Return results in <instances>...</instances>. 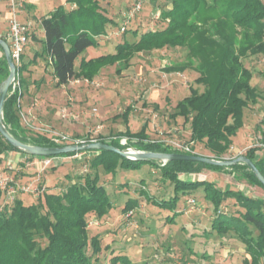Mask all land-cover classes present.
<instances>
[{
  "label": "trees",
  "instance_id": "1",
  "mask_svg": "<svg viewBox=\"0 0 264 264\" xmlns=\"http://www.w3.org/2000/svg\"><path fill=\"white\" fill-rule=\"evenodd\" d=\"M68 1L74 7L65 10L59 6L40 20L43 32L40 55L48 59L56 86L66 85L71 79L92 81L106 67L116 66V73H120L129 68L130 61L139 53L166 47L185 48L188 62H195L193 70L198 73L195 83L203 86V90L199 92L190 88L189 96L176 104L175 112L170 116L173 119L181 117L189 124L190 142L202 144L214 160H224L232 147V138L243 126L244 110L255 105L260 98L250 83L252 73L244 67L242 59L264 53V3L261 0H169L170 9L160 11L159 17L155 18H160L164 25L162 28L142 31L140 35H137L140 28H135L134 41L124 40L115 46L114 53L81 58L76 64L78 57L95 44L94 38L104 35L111 19L100 0ZM122 34L125 35V31ZM32 38L36 40L33 35ZM0 52L1 84L9 71L1 47ZM38 56L35 52L31 62ZM28 65L16 66L19 76ZM184 70L185 66L170 65L167 68L168 72ZM22 86L25 87V80L20 79V94L19 91L11 93L9 88L2 108L5 127L22 143L57 147L49 136L26 130L22 125L17 101L18 98L21 101ZM261 99L264 102V96ZM130 109L127 107L121 114L124 122H127ZM261 122L264 124V114ZM146 130L144 124L137 132L126 129L117 136L100 137L96 142L119 150L135 148L152 153H180L161 141L151 140ZM27 131L31 137L26 135ZM121 137L127 138L126 146L120 145ZM259 149L250 147L244 156L264 177V153L259 155ZM9 151L24 153L0 135V163ZM84 152L93 154L85 160L89 171L66 175L67 184L59 193L46 186L44 192L35 197L34 204L25 205L22 196H18L13 202L5 201L0 206V264H97L103 235L95 233L89 237L88 228L93 221H97L98 226L104 224L112 209L100 170L114 175L117 170L139 171L146 164L159 172L161 181L166 180L172 185L174 193L168 200L156 201L151 197V206L171 209L179 193L202 190V199L212 209L211 232L219 236L232 235L243 245L241 264H264V200L238 189L221 188L213 181L193 178L203 170H229L264 190L246 165L226 167L187 161L129 160L105 150L62 155ZM48 169L54 172L56 167H48L44 171ZM184 176H191V180H184ZM141 193L147 196V192ZM1 197L0 192V202ZM138 205L136 199L128 198L120 213L125 215ZM231 206L234 210L229 209ZM176 215L168 216L166 223ZM36 237L45 240V245L41 246ZM128 262L125 256L112 254L109 264Z\"/></svg>",
  "mask_w": 264,
  "mask_h": 264
},
{
  "label": "rangeland",
  "instance_id": "2",
  "mask_svg": "<svg viewBox=\"0 0 264 264\" xmlns=\"http://www.w3.org/2000/svg\"><path fill=\"white\" fill-rule=\"evenodd\" d=\"M135 1L142 2V10L126 26L125 35L119 33L121 12ZM261 1L264 3V0ZM21 3L22 7L16 11L19 20L20 12H24L23 15L30 13L27 9L30 1L23 0ZM33 5L36 9L30 18L32 24L26 23L29 26L28 40L20 59V64L29 65L22 76L18 75L19 81L25 80L18 115L26 130L28 128L46 136L57 133L70 141L86 143V140L117 136L126 129L137 132L145 124L151 140L170 145L172 142L190 144L189 124L181 117L173 119L170 116L175 112L176 104L189 96L190 88L199 92L203 90V86L195 83L198 73L193 70L195 62H188L187 49L166 47L157 50V53H139L132 58L129 68L120 73H116V66L106 67L94 78L93 83H73L74 79H71L66 85L56 86L48 59L40 55L43 41L40 20L59 6L65 10L71 9L72 3L68 0H36ZM100 5L111 21L104 35L94 38L95 44L78 57L76 64L81 58L112 54L115 46L124 40L134 41L135 28H140L137 35L142 31L162 28L164 25L160 23V18L155 20L156 15L164 9H170L169 0H100ZM0 38L5 41L4 35L0 34ZM165 50L167 52L161 53ZM35 52L39 56L32 63ZM242 63L251 71L250 83L260 98L255 105L244 110L243 126L237 130L232 138V147L224 156L228 160L244 155L250 147L260 148L259 155L264 153V124L261 122L264 114V102L261 99L264 96V53L244 58ZM170 65L185 66V70L168 72ZM127 107L131 111L127 122H124L121 114ZM63 110L76 118L63 117ZM26 135L31 137L28 131ZM192 150L200 156L210 155L202 144L192 143ZM12 152H6L8 160L0 163L1 173H11L19 185H23L20 179L25 183L38 179L40 185H45L44 180L48 177L50 187L47 188L56 193L67 184L64 179L66 175L89 171L85 160L93 156L92 153L84 152L79 160L63 163L54 172L48 169L38 174L33 161L40 156L32 157L21 152L9 154ZM14 156H21V162L14 163ZM9 158L12 160L9 161ZM6 161L9 163L6 164ZM10 164L13 170H8ZM100 175L112 209L104 224L98 226L99 223L93 221L88 228L89 237L95 233L103 235L100 261L97 264H109L112 254L125 256L129 260L128 264H241L244 258L243 245L232 235L219 236L211 232L212 209L202 199V190L179 193L174 208L161 209L156 205L151 206L150 200H168L174 193L172 185L166 180L161 181L159 172L150 165H143L135 172L117 170L114 175L100 170ZM194 178L213 181L221 188L238 189L264 200L261 187L250 184L229 170H203ZM184 180L190 181L191 176H184ZM71 181H75L74 177ZM141 191L147 192V196ZM23 194L18 191L15 198L22 196L25 205L36 203L34 196ZM128 198L136 199L139 205L126 217L120 213V209ZM191 198L194 204L188 201ZM5 201L2 195L0 206ZM231 207L229 209L234 210ZM174 214H177L176 217L166 223L167 217ZM36 239L41 246L45 245V240Z\"/></svg>",
  "mask_w": 264,
  "mask_h": 264
},
{
  "label": "built area",
  "instance_id": "3",
  "mask_svg": "<svg viewBox=\"0 0 264 264\" xmlns=\"http://www.w3.org/2000/svg\"><path fill=\"white\" fill-rule=\"evenodd\" d=\"M7 1H8L9 19H8V29L4 35V38L8 45L11 59L16 67L20 64L21 55L23 54L24 48L27 44L29 26L21 22L16 14V11L22 7L21 1L20 0H7ZM72 7H74V5H72ZM141 10H142V2L135 1L121 12L122 25L119 29V33H123L125 31L126 26L135 19L136 15L140 13ZM158 15L159 14L156 15V18H158ZM107 37L108 36H106L105 38ZM81 81H84L86 83H93V80L88 81L82 79H74L73 83H80ZM10 89H11V93H13L14 91H19L20 94V81L18 78L17 69H16L15 78L11 83ZM19 100L20 98H18L17 100L18 103L20 104ZM62 116L71 117L74 119L76 118V116H73L70 112H67L66 110L62 111ZM49 138L53 143L57 145V147L69 145L70 142L76 144L84 143L82 141H70L66 136L57 133L51 134ZM88 142H96V139L89 140ZM119 143L122 146H126L127 138L121 137ZM166 145H169L172 149L182 154H186V155L195 154L192 150V142H190V144H185L182 142H172L171 145L170 144H166ZM259 146H263V145H259ZM126 149L128 151H131L130 148H126ZM82 155H83L82 153H75L72 155H56L50 157H39L33 161V165L35 166L38 174H40L48 167H58L63 163L79 160L82 157ZM7 168L8 170H13L11 165L7 166ZM83 171H86V169H83ZM194 177L195 176H193V178ZM45 188H46L45 185L39 184L38 179H33L30 180L29 182L23 183V185H19V183L14 179L11 173L9 174L6 172V174H4L0 172V192L2 193V195L4 196L7 202H13L18 191L24 194H31L34 197H38L44 192ZM189 202L191 204L195 203V201L192 199H190ZM131 212L132 211L128 212L127 214H125V216L126 217L129 216ZM90 224H92V222Z\"/></svg>",
  "mask_w": 264,
  "mask_h": 264
},
{
  "label": "water",
  "instance_id": "4",
  "mask_svg": "<svg viewBox=\"0 0 264 264\" xmlns=\"http://www.w3.org/2000/svg\"><path fill=\"white\" fill-rule=\"evenodd\" d=\"M0 47L2 49L9 71L6 79L0 84V135L4 138L6 142L11 144L14 148L24 153L34 156H40V157H49V156L67 154L72 152H80L86 150H105V151L115 152L129 160H139V161L158 160L161 162L187 161V162H199V163H206V164L226 166V167L232 166L234 164H244L253 172V174L257 177L259 182L264 187V177L259 173V171L255 167V165L251 162V160L245 157L244 155H239L229 160L224 159L218 161V160H214L211 157L200 156V155H186L180 153L178 154L152 153V152L140 151L135 148H130L131 151H128L127 149L119 150L113 146L102 144L100 142L71 144V145L58 146V147H40V146H35L20 142L10 134V132L7 130V128L3 123L2 108L7 98L11 83L15 78L16 67L11 59V55L7 43L1 38H0Z\"/></svg>",
  "mask_w": 264,
  "mask_h": 264
},
{
  "label": "crops",
  "instance_id": "5",
  "mask_svg": "<svg viewBox=\"0 0 264 264\" xmlns=\"http://www.w3.org/2000/svg\"><path fill=\"white\" fill-rule=\"evenodd\" d=\"M21 1H23V0H21ZM30 1V4H27V9L30 11V13L29 14H22V13H24V12H20V20L23 22V23H27L28 25H31L32 24V21H31V17H32V14H33V12L35 11V6L33 5L34 4V2L36 1V0H29ZM22 17H24L23 19H22ZM7 18H9V11H8V1L7 0H0V34L1 35H5V31H6V20H7ZM107 28V27H106ZM41 31H42V29H41ZM43 33V32H42ZM106 37V36H105ZM156 51H153L152 53H155ZM164 52H167L166 50L165 51H162L161 53H164ZM157 53V52H156ZM2 54H1V52H0V56H1ZM169 67V66H168ZM104 69H101L100 70V72L99 73H101L102 71H103ZM181 74V73H180ZM94 80V79H93ZM13 153H15V152H12V153H9V154H13ZM7 154V153H6ZM22 157H23V154L21 155ZM21 156H19L18 158H16L17 156H14L15 158H14V160H12L14 163H16L17 161L19 162V161H21ZM25 157V156H24ZM3 160L5 161V160H8V154L7 155H5L4 154V157H3ZM10 160V158H9V161H11ZM7 163H9V162H7L6 161V164ZM11 165V164H10ZM24 178V177H23ZM28 179V178H27ZM45 182H46V184H45V186H48V185H50L49 183H50V179L48 178V177H46L45 178V180H44ZM20 182L21 183H25L24 181H22V179H20Z\"/></svg>",
  "mask_w": 264,
  "mask_h": 264
}]
</instances>
